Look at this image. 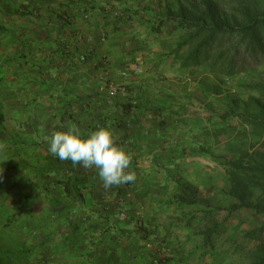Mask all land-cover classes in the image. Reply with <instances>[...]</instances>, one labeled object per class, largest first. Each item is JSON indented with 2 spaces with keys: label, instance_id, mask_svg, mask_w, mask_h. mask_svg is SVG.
<instances>
[{
  "label": "crops",
  "instance_id": "1",
  "mask_svg": "<svg viewBox=\"0 0 264 264\" xmlns=\"http://www.w3.org/2000/svg\"><path fill=\"white\" fill-rule=\"evenodd\" d=\"M169 1L0 0V243L20 264H151L154 246L175 240L170 175H208L201 148L217 128H194L185 100L201 76L192 83L152 29ZM127 63L143 72L122 78ZM112 83L127 85L126 100L108 97ZM72 124L85 137L112 130L136 179L105 188L97 169L51 154L52 134ZM70 177L82 200L65 196Z\"/></svg>",
  "mask_w": 264,
  "mask_h": 264
},
{
  "label": "trees",
  "instance_id": "2",
  "mask_svg": "<svg viewBox=\"0 0 264 264\" xmlns=\"http://www.w3.org/2000/svg\"><path fill=\"white\" fill-rule=\"evenodd\" d=\"M116 11H120L121 15L114 17L112 12L114 20L129 19L127 10ZM152 29L159 36L167 34L162 44L168 47L172 60L181 69L189 70L194 80L201 74L198 84L206 94H224L226 81L242 72L237 68L238 60L248 58L261 64L259 70L250 71L255 82L240 85L245 91L242 95L224 96L223 113L216 117L227 124L212 132L213 140H216L230 128L235 133L234 137L243 141L225 142L220 156H213L209 148L202 147L201 150L215 157L222 166L224 187L220 192L233 200L230 206L218 208L227 212L221 223L243 209L264 216V0H170L156 15ZM206 109L211 113L207 119L215 116L212 103H207ZM4 124L5 114L0 99V132ZM250 139L254 142L248 145L243 143ZM75 181L70 177L63 184L64 194L82 200L79 189L74 186ZM173 181L171 179L169 184H173L177 208L184 210L197 207L198 190L196 192L193 185H185L175 179ZM2 183L0 176V197L5 194ZM207 208L201 210V222L204 220L206 224L200 231V249L209 246L221 226L215 218V211L211 207ZM197 216H190L187 230ZM137 228L144 231L141 238L148 240L153 230L142 226ZM242 237L254 243L252 249L244 252L246 264H264V228L253 226L243 231ZM20 255V252L8 251L0 243V264H20ZM176 255L172 254L163 260L154 257L151 264L171 263Z\"/></svg>",
  "mask_w": 264,
  "mask_h": 264
},
{
  "label": "rangeland",
  "instance_id": "3",
  "mask_svg": "<svg viewBox=\"0 0 264 264\" xmlns=\"http://www.w3.org/2000/svg\"><path fill=\"white\" fill-rule=\"evenodd\" d=\"M237 68L242 72L226 81V84L223 86L225 92L222 95V99H224V96L227 94L236 96L242 95L245 91H243L240 85L242 83H254V76H252L250 71L259 70L261 64L256 63L252 59L245 58V60H238ZM200 76L201 74L198 75V77ZM193 80L194 79H191L192 83ZM208 82L211 83L210 78H208ZM191 87L192 101H187L186 99L185 102L191 110L188 114L192 113L193 115L191 119L193 120L194 128L200 127V129H209L212 131L216 128L222 129L226 127L227 123H222L216 116L210 119L205 118V121L198 119V116L203 113L198 108H201L200 105L208 98V103H212V101L214 102L213 104L217 103V114H222L224 102L222 99L220 100L219 97L221 96L218 95L219 97L217 100L215 99V95L203 93V89L199 84ZM189 103L191 105H189ZM189 109L186 108L187 111H189ZM229 129L225 135H221L218 138V147H214V143H211V141L214 140L207 137L205 138L206 142L203 144L205 147L209 148L213 156H220L223 153V145H225V142L243 141L234 137L235 133ZM253 142L254 140L250 139L243 143L248 145ZM208 158V175L197 176L188 172L184 175H170L172 180H178L185 185H193L195 191L197 192L198 190L197 199L199 205L194 208H185L184 210H180L176 206L172 218L174 226L171 227L175 228L173 233L176 238L173 243H168L166 246L162 242L156 244L157 246L155 245L154 247L155 249L157 248V250H154L153 259L157 258L158 260H163L177 253L176 258L172 260L171 263L167 264H246L244 252L252 249L254 243L243 239V231L253 226H261L264 228V216L254 215L250 210L243 209L234 212L226 222L221 223L226 217L227 212L226 210L218 208L230 206L233 200L220 192V189L224 187V172L222 166L215 160V157L209 156ZM207 207H211L215 211V218L221 223V226L219 232L213 236L209 246H206L205 249H200L198 247V243L202 241L200 231L206 224L204 220L201 222V210ZM191 215L198 216L192 221L191 227L187 230L186 225ZM163 231L164 229H162V232Z\"/></svg>",
  "mask_w": 264,
  "mask_h": 264
},
{
  "label": "clouds",
  "instance_id": "4",
  "mask_svg": "<svg viewBox=\"0 0 264 264\" xmlns=\"http://www.w3.org/2000/svg\"><path fill=\"white\" fill-rule=\"evenodd\" d=\"M48 142L50 153L61 161L70 160L73 165L97 169L105 188L136 179L130 170L131 154L118 146L110 129L99 128L85 137L78 126L72 124L67 131L53 133Z\"/></svg>",
  "mask_w": 264,
  "mask_h": 264
},
{
  "label": "built area",
  "instance_id": "5",
  "mask_svg": "<svg viewBox=\"0 0 264 264\" xmlns=\"http://www.w3.org/2000/svg\"><path fill=\"white\" fill-rule=\"evenodd\" d=\"M121 15L120 11H113V16ZM143 72V68L138 63H127L124 65L123 69L120 71V76L122 78L127 77L129 74L139 75ZM108 97L116 98L119 97L122 100L128 98L127 85L125 83H112L108 89Z\"/></svg>",
  "mask_w": 264,
  "mask_h": 264
}]
</instances>
